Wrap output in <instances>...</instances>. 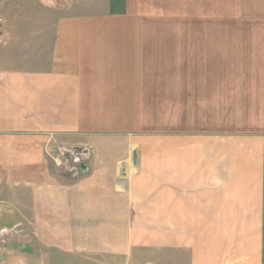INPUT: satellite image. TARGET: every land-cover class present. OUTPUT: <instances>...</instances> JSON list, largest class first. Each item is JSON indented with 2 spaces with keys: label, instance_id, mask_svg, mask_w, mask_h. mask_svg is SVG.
I'll return each mask as SVG.
<instances>
[{
  "label": "crops",
  "instance_id": "crops-1",
  "mask_svg": "<svg viewBox=\"0 0 264 264\" xmlns=\"http://www.w3.org/2000/svg\"><path fill=\"white\" fill-rule=\"evenodd\" d=\"M0 18V264H264V0H0Z\"/></svg>",
  "mask_w": 264,
  "mask_h": 264
},
{
  "label": "built area",
  "instance_id": "built-area-1",
  "mask_svg": "<svg viewBox=\"0 0 264 264\" xmlns=\"http://www.w3.org/2000/svg\"><path fill=\"white\" fill-rule=\"evenodd\" d=\"M2 21L0 18V24ZM46 154L56 168L71 179H80L90 173L87 155L82 150L51 141L46 146Z\"/></svg>",
  "mask_w": 264,
  "mask_h": 264
},
{
  "label": "water",
  "instance_id": "water-1",
  "mask_svg": "<svg viewBox=\"0 0 264 264\" xmlns=\"http://www.w3.org/2000/svg\"><path fill=\"white\" fill-rule=\"evenodd\" d=\"M79 151H81V149H79ZM134 164L137 165V157L136 156L134 158Z\"/></svg>",
  "mask_w": 264,
  "mask_h": 264
},
{
  "label": "rangeland",
  "instance_id": "rangeland-1",
  "mask_svg": "<svg viewBox=\"0 0 264 264\" xmlns=\"http://www.w3.org/2000/svg\"><path fill=\"white\" fill-rule=\"evenodd\" d=\"M137 264H138V262H137Z\"/></svg>",
  "mask_w": 264,
  "mask_h": 264
}]
</instances>
